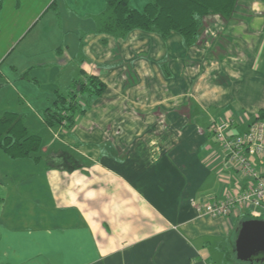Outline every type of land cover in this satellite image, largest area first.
Instances as JSON below:
<instances>
[{
	"label": "crops",
	"instance_id": "obj_1",
	"mask_svg": "<svg viewBox=\"0 0 264 264\" xmlns=\"http://www.w3.org/2000/svg\"><path fill=\"white\" fill-rule=\"evenodd\" d=\"M22 5L14 0L8 21ZM13 26L5 40L0 26V60ZM95 28L75 54L84 57L80 76H97L105 90L72 126L45 127L41 112L54 98L37 112L0 85L13 96L0 113L24 115L41 137L38 162L0 150V264H241L225 254L245 213L210 218L195 207L239 190L209 128L232 120L236 134L264 110V0H238L228 21L205 18L190 47L176 33L135 30L120 40ZM53 152L83 166H48Z\"/></svg>",
	"mask_w": 264,
	"mask_h": 264
},
{
	"label": "trees",
	"instance_id": "obj_2",
	"mask_svg": "<svg viewBox=\"0 0 264 264\" xmlns=\"http://www.w3.org/2000/svg\"><path fill=\"white\" fill-rule=\"evenodd\" d=\"M237 3L238 0H145L139 9L133 7L130 0H105L104 8L95 18L94 32L120 40H124L135 30L155 33L162 39L176 33L181 37L183 45L190 47L197 42L205 18L214 16L228 21L235 13ZM55 4L56 0H53L49 8ZM104 90L105 84L97 76L83 73L73 80L66 95L56 91L52 107L42 113L45 127L52 128L63 122L68 127L72 126L75 116L82 115L88 107L83 97H99ZM256 120L264 121V110L250 124ZM40 146L41 137L26 128L24 115L9 111L0 114V150L5 155L11 159L32 158L38 162L41 157L33 155L39 152ZM45 161L48 166L69 171L83 166L73 155L66 152H53ZM247 219L252 218L244 214L241 221ZM233 248L234 245L225 254L226 263H240L235 259Z\"/></svg>",
	"mask_w": 264,
	"mask_h": 264
},
{
	"label": "rangeland",
	"instance_id": "obj_3",
	"mask_svg": "<svg viewBox=\"0 0 264 264\" xmlns=\"http://www.w3.org/2000/svg\"><path fill=\"white\" fill-rule=\"evenodd\" d=\"M3 1L1 8L3 7L4 13L3 18L0 17V26L5 33L3 39L12 34L10 29L14 24L12 29L14 40L10 44L9 54L7 53L8 55L0 60V85L9 87V83L11 87L14 86L13 89L18 90L17 94L20 98L18 103H27L39 112L41 108L51 104L53 98L55 99L56 91L66 95L72 84L71 81L80 76L79 64L84 66L85 62L82 54L79 55V52L77 56L75 54L78 43L80 45V39L82 41L87 34L86 30L95 24V18L104 8L105 0H59L57 11L55 9L58 8L57 4L54 8L41 11L43 3L49 0H23L22 9L17 15L14 14L12 22L8 20L14 0ZM130 1L133 7L139 9L145 2V0ZM39 11L41 13L38 20L28 29V19ZM60 15L61 20H59ZM70 17L73 19L67 20ZM58 50H61V54L57 53ZM6 95L7 98L4 100ZM12 97L0 92V112L5 110ZM83 98L84 101L89 99ZM9 99L11 100L8 101ZM261 219H264V213Z\"/></svg>",
	"mask_w": 264,
	"mask_h": 264
},
{
	"label": "built area",
	"instance_id": "obj_4",
	"mask_svg": "<svg viewBox=\"0 0 264 264\" xmlns=\"http://www.w3.org/2000/svg\"><path fill=\"white\" fill-rule=\"evenodd\" d=\"M232 120L213 123V138L225 152L228 163L240 178V187L223 199L199 203L196 212L210 218L242 212L252 219L264 213V121L256 120L246 130L231 134Z\"/></svg>",
	"mask_w": 264,
	"mask_h": 264
},
{
	"label": "water",
	"instance_id": "obj_5",
	"mask_svg": "<svg viewBox=\"0 0 264 264\" xmlns=\"http://www.w3.org/2000/svg\"><path fill=\"white\" fill-rule=\"evenodd\" d=\"M235 259L240 263L264 262V219L240 221L234 239Z\"/></svg>",
	"mask_w": 264,
	"mask_h": 264
}]
</instances>
